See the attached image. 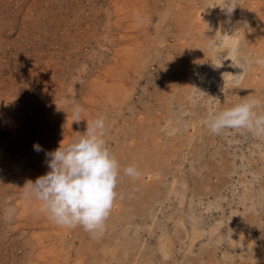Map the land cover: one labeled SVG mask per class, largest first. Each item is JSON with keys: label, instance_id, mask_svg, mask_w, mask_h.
Wrapping results in <instances>:
<instances>
[{"label": "rangeland", "instance_id": "1", "mask_svg": "<svg viewBox=\"0 0 264 264\" xmlns=\"http://www.w3.org/2000/svg\"><path fill=\"white\" fill-rule=\"evenodd\" d=\"M220 4L0 0V264H264V137L207 126L264 99V0ZM101 116L119 174L94 238L23 187Z\"/></svg>", "mask_w": 264, "mask_h": 264}, {"label": "clouds", "instance_id": "2", "mask_svg": "<svg viewBox=\"0 0 264 264\" xmlns=\"http://www.w3.org/2000/svg\"><path fill=\"white\" fill-rule=\"evenodd\" d=\"M218 7L230 16L237 7L236 0H221ZM254 64L264 69V56L256 57ZM243 67L239 64L238 68ZM82 111L81 106L74 107L72 122L81 121ZM207 126L217 135L225 129H244L256 137H264V99H243L214 113ZM104 134L105 119L101 116L88 124L78 138L67 145L61 141L54 151L47 152L49 171L23 187V198L41 202L40 210L54 224L69 229L80 226L94 238L103 236L117 197L119 164L106 147ZM33 148L43 151L39 144ZM123 171L133 179L140 176L134 165ZM13 216L12 210H6V220L10 222Z\"/></svg>", "mask_w": 264, "mask_h": 264}]
</instances>
